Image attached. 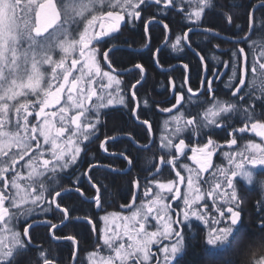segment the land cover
Returning a JSON list of instances; mask_svg holds the SVG:
<instances>
[{
  "label": "snow or ice",
  "instance_id": "6c2138e0",
  "mask_svg": "<svg viewBox=\"0 0 264 264\" xmlns=\"http://www.w3.org/2000/svg\"><path fill=\"white\" fill-rule=\"evenodd\" d=\"M239 7L233 3L225 13L216 0H0V264H29L33 250L39 264H61L54 248L35 243L37 227L52 243L68 242L71 264H81L80 228L97 233L99 241L84 264H188L183 258L192 246L194 221L206 231L204 255L193 264H208L219 258L217 253L241 248L251 250L250 264H264V45L255 54L252 38L258 25L264 30V19L256 16L264 0L243 6V25L235 22ZM172 15L179 17L180 33L171 47L191 49L197 63L182 64L180 83L170 78V98L141 102L137 86L143 76L134 84L121 77L143 74V64L118 67L121 49L110 42L127 29L135 43L139 23L141 39L150 44L154 27L170 32ZM224 30H232L233 38ZM197 34L209 44L219 40L235 47L213 44V51L228 59L214 56L212 63L203 49L193 48ZM159 51L153 54L157 63ZM189 105L202 111L192 114ZM157 109L169 116L159 139L149 115ZM129 120L148 143L139 144L129 133V146L112 150L116 137L102 130L111 122L123 131ZM217 129L224 133L223 143L213 138ZM249 133L254 136L241 146ZM95 142L99 155L89 158ZM153 147L161 155L153 152L146 158L150 168L141 169L148 172L144 199L137 206L139 175L129 179V191H135L123 207L130 215L106 214L101 219L112 223L101 232L95 210L106 211L111 185L137 166L133 149L139 153ZM220 154L223 163L216 164ZM116 160L127 167L114 166ZM164 168L169 178L157 179ZM99 169L109 183L94 175ZM66 177H74L68 186ZM85 185L94 195H87ZM245 188L260 191L252 213L246 209ZM73 198L89 208L69 204ZM251 214L259 234L254 239L241 231Z\"/></svg>",
  "mask_w": 264,
  "mask_h": 264
},
{
  "label": "trees",
  "instance_id": "16d2710c",
  "mask_svg": "<svg viewBox=\"0 0 264 264\" xmlns=\"http://www.w3.org/2000/svg\"><path fill=\"white\" fill-rule=\"evenodd\" d=\"M218 5H223L222 11L225 13H228L229 11H232L231 5L233 3L242 5V7H239L235 9V22L236 24L243 25L245 23V7L249 0H216ZM256 16L258 19H264V9H260ZM210 18L215 19V17L210 16ZM171 20L170 28H171V41L167 46L162 48L163 50L158 55V60L160 65L164 67L172 66L176 63H187L189 61L192 62L193 65L197 63L196 57L193 55V51L190 49H183V50H173L171 47L172 43L175 41V38L180 33V24L178 23L179 17L172 15L169 17ZM167 22V21H165ZM131 27V26H129ZM222 29H226V26L221 24ZM135 35V43L132 42V33H130L127 29L123 32L122 35H118L114 40H112L110 43L118 44L122 43L124 45H131L134 47H143L147 44L146 39H141L140 33L142 32V28L140 27L139 23H137L136 28L134 29ZM223 35H229L232 36V30H224ZM243 35V34H241ZM151 36V43L150 47L146 50H139L134 51L130 49H121L120 58L122 60V63L118 65L120 68H129V66H133L135 63L143 64L144 68L147 71V76L145 80L143 81L142 85L138 86V98L142 102L144 99H148L149 102L155 100L159 101L162 99L163 95L171 97V81L170 78L174 79L175 82L178 84L181 81L182 76L184 75V71L182 66H176L172 68L170 71L165 70H159L156 67L154 58V53L156 52V49L160 46V44L165 40L166 36V30L163 29L162 25L160 27H154L150 33ZM233 37V36H232ZM264 30H261L259 28V25L257 26V31L253 33L252 38L253 40L261 41L260 44L264 45ZM192 40L195 42L193 44L194 47L199 45L198 50L203 49V54L208 57L212 63H215L216 61H213L212 58L220 57L221 59L227 60V56H221L220 51H213V44H220L221 49L227 50L228 48L235 47L234 45L228 43L227 41L221 43L219 40H214L212 44H209L203 36L197 34L192 36ZM127 41V43H125ZM260 45V47L262 46ZM253 53H250L252 55ZM182 57L183 59H179ZM141 73L135 72L129 75L124 76V80L128 82V84H134L136 79H140ZM227 80V78H224ZM194 82L192 84L193 88H195L198 84V81L195 80V77L193 78ZM220 88H223V83L219 84ZM167 89V92H166ZM191 109L192 114H195L197 111H202V106L200 108H197L196 106L189 105L188 106ZM124 112L127 113V109H124ZM149 115L151 116V119L153 121L154 126V132L156 135H158L160 126L163 122V118L165 117L166 113H160L157 109L155 112H150ZM107 131L109 136H121L122 134H133L136 135V139L139 144H146L148 143V138L145 137L143 130L138 128V125L133 123L131 120L127 121V123L124 125L123 131H121L120 127H113V123H109L108 129L102 130ZM217 135L213 138L216 140H222V137L224 136L223 132H220L219 129H217ZM250 138V135L244 136V138L240 141L241 144H244L248 139ZM101 139H103V136H101ZM187 142V141H186ZM99 142H95L90 145L89 147V158L94 153H97V144ZM193 144L196 143L195 140L192 141ZM129 146V138L127 136H122L121 138H118L114 142V148L112 150H123L126 147ZM153 152H156L157 157L161 155L160 152H158L155 147H153L152 151L144 152L141 151L139 153L136 152V149H133V154L138 155V159L136 161L137 166L131 169V172L127 176H122V179L118 184L111 185V194L105 196L106 203L104 205L106 211H100L99 209L95 210L94 213V221L96 223V227L101 230L103 227L102 222V216L104 213H114V212H120V213H127L128 211L125 210V207L123 205L130 204L132 202V192L135 191L133 188L131 191H129V185L127 181L129 179H136L139 175L140 181H141V189L144 186V179L143 177L148 175L147 171H142L141 169L144 168H150V165L147 163L146 158H151ZM99 155V153H97ZM105 164L110 163V160H104ZM114 166H118L121 168H126L127 165L123 160H116ZM79 169L77 170V174L79 173ZM94 175L98 177L100 180H102L104 183H109V181L105 178L106 172L104 169L97 170ZM74 177H66L64 179L65 186H68V179H72ZM167 179L169 178V170L162 173L161 176L157 177V179ZM85 188L87 190V195L92 196L94 195V191L85 185ZM141 191V190H140ZM243 196L246 199V209L249 213H252V205L256 201V199L260 195V191L258 189H252L249 190L247 188L243 189ZM139 194V199L141 198ZM69 204L75 203L78 208L82 207L83 209L87 210L89 208V205L87 204H81L80 201L75 200L74 198L72 200L67 201ZM82 212L75 213V215H82ZM55 222V221H54ZM255 222L256 217L254 214H251L246 217L245 225L241 228V231L245 232L247 236L250 239H254L259 234L257 230L255 229ZM66 230V233L67 234ZM80 235H79V241H80V251H79V257L81 260V264H84L85 257L88 252L92 251L94 247L99 243L97 239V233L92 232L89 228H80L78 229ZM206 231V228L204 225L199 221H194V226L192 227V230L190 232V241H191V247L188 249V255L184 257L183 259L188 262V264H193V261H196L200 259L204 255V248L201 246V237ZM33 236L35 239V243L37 245L43 244L45 247H51L55 249V255L59 258H61V264H71L70 259L68 258L69 253V244L67 241H58L55 243H52L48 240V237L46 236L45 229L43 227H37L35 231L33 232ZM256 245L253 244V248ZM219 258L213 261L208 262V264H224V261H231V264H250L251 259V250L247 248H241L239 251L236 252H227V253H217L216 254ZM37 252L33 250L28 254L29 264H31L32 261H36ZM36 264H39L38 261H36Z\"/></svg>",
  "mask_w": 264,
  "mask_h": 264
},
{
  "label": "rangeland",
  "instance_id": "374dc122",
  "mask_svg": "<svg viewBox=\"0 0 264 264\" xmlns=\"http://www.w3.org/2000/svg\"><path fill=\"white\" fill-rule=\"evenodd\" d=\"M171 35V34H170ZM166 36H167V30H166ZM166 36H165V40L167 39L166 38ZM164 40V41H165ZM163 41V42H164ZM171 41V39L162 47V48H164L165 46H167L168 44H169V42ZM257 41V40H256ZM162 42V43H163ZM260 42L261 41H257V44H256V52H255V54H258V52L260 51V49H261V47H260V45H262V44H260ZM262 43V42H261ZM147 44H148V42H147ZM146 44V45H147ZM145 45V46H146ZM145 46H143V47H145ZM149 47H150V44H149ZM148 47V48H149ZM194 47V46H193ZM147 48V49H148ZM159 48V47H158ZM161 48V49H162ZM195 49H197L196 47H195ZM146 50V49H145ZM163 50V49H162ZM161 50V51H162ZM191 50V49H190ZM160 51V52H161ZM192 51V50H191ZM197 51H199L198 49H197ZM160 54V53H159ZM153 60H154V58H153ZM184 63V62H183ZM180 66V65H179ZM124 69H126V68H124ZM146 70V69H145ZM143 75V74H142ZM141 75V76H142ZM146 76H147V74H146ZM146 78V77H145ZM225 78H227V77H225ZM121 79H123L124 80V76H122L121 77ZM140 79H141V77H140ZM145 80V79H144ZM143 80V81H144ZM143 81H142V83H143ZM138 86H140V85H138ZM137 86V87H138ZM257 88H259V84H257ZM139 99V98H138ZM116 107H122V106H116ZM167 119H169V116H168V114L166 113V115H165V117L163 118V122H162V124H161V126H160V129H159V132H158V135H156L155 134V132H154V134H155V136L157 137V139H159V137L162 135V134H164V132H163V129H164V121L165 120H167ZM153 128H154V126H153ZM126 135H128V134H126ZM248 135H250V138H252L253 136H254V134H251V133H249ZM129 138V137H128ZM249 138V139H250ZM257 140L259 139V138H256ZM187 141V140H186ZM219 142H221V143H223V141H220V140H218ZM243 144H241V146H242ZM225 151H227L228 149L227 148H225L224 149ZM189 155H190V153H189ZM214 162L216 163V164H221V163H223V156H222V154H220V155H218V156H216V157H214ZM180 163H182V164H185V163H187V164H191V161H189V160H186V159H181V161H180ZM166 171H168V168H164L163 169V171H162V173H164V172H166ZM162 173H161V175H162ZM261 178H264V177H261ZM143 191L144 190H141L140 191V194H142V195H140V199H138L137 200V206L139 205V203H140V200H142V199H144V197H143ZM175 206V204L173 203V207ZM134 210V209H133ZM128 212L126 213H120V212H114V213H118V214H120V215H130V212H129V210H127ZM106 214H108V213H104V215L102 216V217H104ZM102 222H103V227H102V231H103V229H105L106 227H108V226H111V223H112V221H111V219H109V221H105V220H103L102 219ZM200 222V221H199ZM116 223H120V221L119 220H117L116 221ZM202 223V222H201ZM203 224V223H202ZM204 227L206 228V226L204 225Z\"/></svg>",
  "mask_w": 264,
  "mask_h": 264
},
{
  "label": "water",
  "instance_id": "95a60500",
  "mask_svg": "<svg viewBox=\"0 0 264 264\" xmlns=\"http://www.w3.org/2000/svg\"><path fill=\"white\" fill-rule=\"evenodd\" d=\"M170 34H171V28H170V32H169V30H167V36H166L167 39L163 43H161L160 46H159V50L160 51L162 50L161 48L170 40L168 38ZM224 36L228 37L229 39H232L233 38L232 36L225 35V34H224ZM119 46H120V48H124V49H127V50L130 49V50H134V51H139V50H145V49H147L149 47V43L145 47H139V48L134 47V46L129 47L128 45H124V44H119ZM193 48H195V47H193ZM160 51H159V53H160ZM159 53L157 54V56L159 55ZM154 60H155L156 67L159 70H165V71H170V70H172V68H174L176 66H179V65L182 66V64H183V62H182V63L173 64L172 66H169V67H164V66L160 65L159 62L158 63L156 62V57H154ZM131 67L132 66H129V68H131ZM126 69H128V68H126ZM146 74H147V71H145L143 73V75H142L143 76V80L145 79ZM122 136H127L128 137V135H126V134H122L121 136H117V137L115 136V137L117 139V138H121Z\"/></svg>",
  "mask_w": 264,
  "mask_h": 264
},
{
  "label": "flooded vegetation",
  "instance_id": "af4514ba",
  "mask_svg": "<svg viewBox=\"0 0 264 264\" xmlns=\"http://www.w3.org/2000/svg\"><path fill=\"white\" fill-rule=\"evenodd\" d=\"M118 44H120V43H118ZM122 44V43H121ZM141 190H144V187L141 189ZM137 202V201H136ZM125 210H128L127 208H125Z\"/></svg>",
  "mask_w": 264,
  "mask_h": 264
},
{
  "label": "bare ground",
  "instance_id": "6f19581e",
  "mask_svg": "<svg viewBox=\"0 0 264 264\" xmlns=\"http://www.w3.org/2000/svg\"><path fill=\"white\" fill-rule=\"evenodd\" d=\"M113 136H116V135H113ZM117 137V136H116ZM118 139V138H117ZM62 242V241H61Z\"/></svg>",
  "mask_w": 264,
  "mask_h": 264
}]
</instances>
